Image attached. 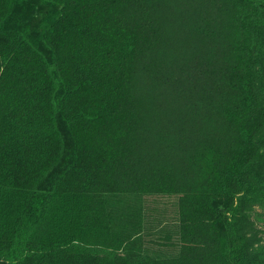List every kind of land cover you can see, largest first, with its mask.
Instances as JSON below:
<instances>
[{"label":"rangeland","instance_id":"374dc122","mask_svg":"<svg viewBox=\"0 0 264 264\" xmlns=\"http://www.w3.org/2000/svg\"><path fill=\"white\" fill-rule=\"evenodd\" d=\"M13 8L11 16L22 12L20 39L43 51L48 28L73 25L69 43L80 55L65 57L85 64L75 71L91 81L88 103L102 104L109 123H85L90 154L76 168L74 143L61 129L60 159L39 185L48 191L40 213L36 196L0 183V239L17 238L21 264H264V0H26ZM218 22L232 26L245 74L232 86L237 99L223 107L250 112L241 128L213 117L199 132L217 134L238 154L210 174L212 191L229 181L238 189L226 222L207 218L206 207L222 208L214 193L189 196L182 207L180 170L161 154V131L174 129L165 120L185 105L175 96L179 81L203 61L193 52L198 34L206 38ZM25 89L23 82L9 100L0 94L6 123L14 118L7 137L19 143L34 138L38 123ZM0 264H9L1 254Z\"/></svg>","mask_w":264,"mask_h":264},{"label":"trees","instance_id":"16d2710c","mask_svg":"<svg viewBox=\"0 0 264 264\" xmlns=\"http://www.w3.org/2000/svg\"><path fill=\"white\" fill-rule=\"evenodd\" d=\"M25 1L0 0V94L4 92V99L9 100L11 94L20 91L24 82L30 97L27 106L35 110L38 123L34 138L22 137L19 143L13 140L14 136L7 137L9 131L6 124L14 118H8L6 123L8 116L4 113L7 114V110L0 111V183L32 193L36 196L35 211L40 213L48 191L39 185L44 182L46 172L55 167L60 159L63 149L61 129L66 130L74 143L76 159L72 167L76 168L84 156L90 154L85 123L102 127H107L109 123L102 104L88 103L93 94L91 81L81 79L75 71L79 66L83 70L85 64L80 61L79 66L73 65L74 58L67 59L70 55H80L77 45L69 43L73 25L65 26L63 20H59L47 29L43 37L48 52L29 45L20 39V32L16 29L22 12L18 11L14 16L10 14L14 4L20 5ZM231 27L227 22H218L205 34L206 38L198 34L202 46L193 52L203 61L195 66L191 78L179 81L181 86L175 92L185 105L180 113L175 112L168 118L166 112L161 113V118H166L165 121L174 128L161 131V138L165 140H161V154L173 155L171 162L180 170V203L184 208L189 196L207 199L213 196L212 193L216 194L222 208L205 206L206 216L211 222L228 221L227 211L232 210L238 189L234 188L233 181H229L221 183L216 192L212 191L210 174L214 175L216 169L225 171L238 154L217 134L199 132L206 118L217 117L220 125L230 124L232 129H238L248 122L250 115L248 109L235 104L223 107L227 99V102L237 99L232 86L245 75L242 49H239ZM22 110L25 109L22 107ZM189 140L192 145H189ZM232 174L236 184L243 182L239 167H235ZM64 178L54 185L50 196L57 195ZM20 246L16 237L0 239V254L6 257L9 264H21L22 256L16 255Z\"/></svg>","mask_w":264,"mask_h":264}]
</instances>
